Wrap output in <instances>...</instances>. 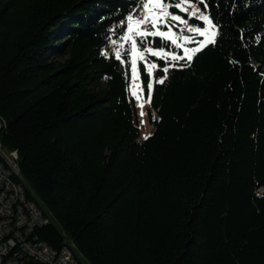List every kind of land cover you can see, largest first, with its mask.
Listing matches in <instances>:
<instances>
[{
    "label": "trees",
    "instance_id": "trees-1",
    "mask_svg": "<svg viewBox=\"0 0 264 264\" xmlns=\"http://www.w3.org/2000/svg\"><path fill=\"white\" fill-rule=\"evenodd\" d=\"M144 2L0 0V139L50 216L36 234L80 264H264V0L168 8L208 16L215 42L190 64L147 56L154 76L140 64L147 139L129 55L103 53Z\"/></svg>",
    "mask_w": 264,
    "mask_h": 264
},
{
    "label": "built area",
    "instance_id": "built-area-1",
    "mask_svg": "<svg viewBox=\"0 0 264 264\" xmlns=\"http://www.w3.org/2000/svg\"><path fill=\"white\" fill-rule=\"evenodd\" d=\"M144 12L141 7L139 13L132 15L134 19L141 17ZM128 18L123 23L124 33L108 42L103 53L115 56V49L124 44L121 49L123 59L125 54L137 57L139 53L131 52V41H124L127 35ZM137 44L142 41L135 36ZM112 41H117L113 45ZM4 121L0 118V129ZM19 153L17 150L7 149L0 139V264H80L74 243H64L56 248L41 240L36 229L50 222V216L31 199L27 189L21 182Z\"/></svg>",
    "mask_w": 264,
    "mask_h": 264
},
{
    "label": "snow or ice",
    "instance_id": "snow-or-ice-1",
    "mask_svg": "<svg viewBox=\"0 0 264 264\" xmlns=\"http://www.w3.org/2000/svg\"><path fill=\"white\" fill-rule=\"evenodd\" d=\"M187 0H180V2L175 4H168L165 3V0H145L143 3L144 12L142 13L141 17L138 19H134L132 16L128 17V28H127V35L123 36L122 39L124 41H131V52L132 53H139L138 59L145 61L147 56H155L157 58L164 59L166 62L169 61H179V60H186L189 64L192 61L193 57L196 53L200 52L206 43H214V39L209 37L205 42H200L199 46L193 49L184 48L183 52L184 55H174L164 52L163 49L157 51L154 50L151 46L141 48L140 45L137 44V40L133 38V33L135 36L140 38V40L145 43L149 44L148 37H160L166 44H171L176 47H181V45L177 42L176 33L173 32L174 28H177L179 24H187V21L184 20L179 15H174L167 11L169 7H175L181 11L188 12L189 8H194L193 5L188 4L185 7ZM198 9L194 10L191 15H195ZM199 19L207 22L211 26V20L208 16L201 14ZM188 32L197 33L201 36L205 35V32L208 29H204L203 31L199 28H187ZM180 35H183V29L180 30ZM215 36V33H212V37ZM185 41H188V37H184ZM113 45H117V41H112ZM124 48V44L120 43L115 49V58L121 60V49ZM107 55V53H105ZM123 62V61H122ZM133 72H136V64H137V57L133 55V58L130 61ZM157 65L155 63H149L147 66V70L151 73L152 69L156 68ZM169 71L168 67L163 68V72L166 74ZM167 76L165 75L164 79ZM164 79L159 80V83H164ZM149 89H151V85H149ZM133 95H136L133 92ZM139 99V96H137ZM150 103V100L148 101ZM143 108V104L140 105ZM144 113L141 111V116ZM147 139V137H145Z\"/></svg>",
    "mask_w": 264,
    "mask_h": 264
},
{
    "label": "rangeland",
    "instance_id": "rangeland-1",
    "mask_svg": "<svg viewBox=\"0 0 264 264\" xmlns=\"http://www.w3.org/2000/svg\"><path fill=\"white\" fill-rule=\"evenodd\" d=\"M188 4H191V3H186L185 4V7L188 6ZM189 9H192V8H189ZM209 24L207 23V26L205 29H208L207 32H205V35L202 37V38H197V40L199 41L194 47L193 46H188L187 48L188 49H193V48H196L199 46L200 42H205L207 41V39L209 37H211L212 39L214 37H212V34L211 32L209 31ZM202 31L204 29H201ZM213 33V32H212ZM184 37H188L189 40L188 41H185V42H190V41H193L192 37L190 35H187L185 34ZM134 74V77H132V81L131 84H132V91L136 93V100L138 102V113H139V117H140V124H141V132H142V137L144 136H147L151 129H152V122L151 120L149 119V116H148V107H149V102H148V99L144 96L143 94V90H142V86H141V83H140V80H139V75H138V68H136V72H133ZM137 96H139V99H137ZM143 104V108L140 107V105ZM141 111H143L144 115L141 116ZM153 117H154V113H152Z\"/></svg>",
    "mask_w": 264,
    "mask_h": 264
},
{
    "label": "clouds",
    "instance_id": "clouds-1",
    "mask_svg": "<svg viewBox=\"0 0 264 264\" xmlns=\"http://www.w3.org/2000/svg\"><path fill=\"white\" fill-rule=\"evenodd\" d=\"M137 14V13H136ZM129 17V16H128ZM127 17V18H128ZM149 45L148 44H144V47H148ZM104 49V48H103ZM126 55H128V54H126ZM130 57V56H129ZM121 60L122 61H125V56H124V58L122 59L121 58ZM130 61H131V57H130ZM141 63H144V64H146L145 63V61H142V60H139L138 61V63L136 64V68H138V75H139V80H140V72H139V70H140V64ZM148 66V64H146V67ZM155 72H156V70H155V68L154 69H152V71H151V73H152V75L154 76L155 75ZM132 77H134V74H133V69H132ZM152 82H154V77L152 78ZM131 82H133V81H131ZM140 82H141V80H140ZM142 85V84H141ZM142 89H143V87H142ZM153 126V125H152ZM141 137H142V135H141ZM144 137H146V136H144ZM143 138V137H142Z\"/></svg>",
    "mask_w": 264,
    "mask_h": 264
}]
</instances>
